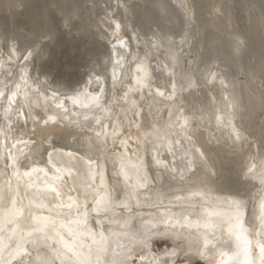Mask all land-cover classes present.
<instances>
[{"label":"bare ground","instance_id":"6f19581e","mask_svg":"<svg viewBox=\"0 0 264 264\" xmlns=\"http://www.w3.org/2000/svg\"><path fill=\"white\" fill-rule=\"evenodd\" d=\"M33 1L0 0V104L7 97L5 91H15L13 86L22 75L29 102L27 126L37 130L36 143H27L22 114L11 113L15 137L26 140L37 160L43 156L45 140L55 139L57 149L70 151L66 156L56 152L54 159L77 169L75 182L84 193V173L91 174L90 165L95 167L89 165V150L102 146L81 129L76 131L74 123L64 121L58 109L63 101L55 96L68 100L63 109L68 115L72 111L78 121L95 110L78 100L84 90L104 100L107 107L111 101L107 79L123 58V50L135 48L136 66L121 88L125 99L111 114L112 131H123L124 139L127 134L135 145L131 162L121 167L126 177L142 176L139 162L144 151L151 169L157 157L167 160L163 156L173 141L182 140L196 166L191 170L179 156L177 166L155 173L158 185L149 194L181 195L183 203L192 193L208 199L200 209L147 211L138 215L134 225L120 217L105 233L99 228L95 235L85 234L77 215L66 211L51 230L62 264L240 260L224 223L235 220L238 207L256 195L248 174L264 157V0ZM38 2L43 7L38 9ZM152 65L169 74L171 97L165 93L166 86L156 81L159 76L151 77ZM174 95L177 99L170 103ZM5 127L0 125V138ZM69 138L85 142L86 152L77 161L72 153L81 152L68 146ZM114 163L109 165L115 174ZM102 181L98 188L103 193ZM109 183L118 189L115 180ZM100 189L91 194L95 197ZM23 199L18 191L0 189V247L18 241L19 233L32 227L34 217ZM67 200L75 201L66 195ZM91 234L105 246L97 253L87 246ZM153 241L166 244L154 250ZM135 245L141 250L135 252ZM178 257L186 260L176 263ZM31 264L48 261L40 252Z\"/></svg>","mask_w":264,"mask_h":264},{"label":"water","instance_id":"95a60500","mask_svg":"<svg viewBox=\"0 0 264 264\" xmlns=\"http://www.w3.org/2000/svg\"><path fill=\"white\" fill-rule=\"evenodd\" d=\"M70 10V13H73ZM11 22V21H10ZM10 25L12 24L9 23ZM14 25V24H13ZM52 41L46 44L51 45ZM154 43V42H153ZM154 55L155 46H152ZM133 51L136 49L123 50L124 56L119 63L116 64V69L113 71L112 76L107 79L108 94H110L111 101L103 105V101L91 95L89 91H82L78 95V100L87 102L95 106L92 115L83 120H74L77 116L71 111L63 109V102H68L67 99L62 100L60 96H55V100L63 101L60 113L63 114L65 122L74 123V129L78 132L84 131L91 135L92 139L101 144V148L97 147L90 149L89 165L94 163V169L90 165V173L85 171V179L87 182L85 192L81 191V187L75 182L77 169L68 167V165L59 164L54 159L57 152L60 156H66L67 150L57 149L59 143L54 139L52 143L44 141V153L41 159L37 160L33 154L32 147H26V140H20V137H15V131L12 133L14 123L9 121L11 113L19 112L22 114L24 122L23 127L28 131V142L36 143L37 130L34 127L27 126V113H28V98L26 96V89L23 86L26 80L19 74L17 83L13 86V93L9 90L5 91V101L0 104V125L4 123L5 129L2 131L0 138V189L3 193L9 190L14 192L18 191L24 198L23 201L28 203V207L34 217L32 227L30 226L27 231L19 233L18 241H10L0 247V264H31L36 255L40 252L44 253L48 264H62V259L58 253L57 243L51 233L52 228L56 225L57 221L61 219L66 211L74 212L85 230L87 232L96 233L100 230L105 231L110 225L118 218L121 220H132V225L139 214L147 211L159 209H200L201 205H206L207 198L201 197L197 194H189L186 203H183L184 196L181 195H166L152 197L149 194L158 185L159 177L155 173L164 174L166 169L177 166L178 157L181 156L184 165L191 170L196 166V159L190 150H184V143L182 140L173 141L164 153L163 157L167 160H162V157H157L155 162L152 161V167H149L148 156L144 151L143 160L139 162L144 174L136 175L133 178L126 177L121 165L130 163L134 155V142L129 139L127 134L125 139L123 131H112L113 121L112 112L123 104V93L121 88L124 85L123 81L129 71L134 70L136 60L134 59ZM164 68H157L152 65L151 77L156 80L155 76H159L156 81L161 85L166 86L165 93L171 95V84L169 74ZM170 83V85H169ZM218 88L219 85H216ZM15 88V89H14ZM47 94H54L48 91ZM171 97V96H170ZM177 96L174 95L170 103H175ZM142 114L139 116V126L142 122ZM82 123V124H79ZM83 129V130H82ZM9 131V133H7ZM10 135V137H9ZM178 142V143H177ZM108 145V147H106ZM77 147V153L74 152L75 161L83 157L85 150V142L80 139L69 138V145ZM66 146V147H68ZM110 146V147H109ZM180 157V158H181ZM110 158V159H109ZM160 158V159H159ZM264 158V157H263ZM259 165H254L256 168L253 174L249 172V182L252 187L256 189V195L251 196L250 200L245 204L238 207L239 214L235 215V220L231 219L225 221L224 227L227 229L228 237L231 245L240 254L241 259L238 261H230L221 263L220 261L215 264H263L264 259V159ZM114 161L113 164L116 173L112 172L109 162ZM77 163V162H76ZM111 164V163H110ZM112 165V164H111ZM152 170V171H151ZM104 179L103 193L99 186L101 179ZM115 180L118 189L111 187L109 182ZM100 189V193L95 197L96 190ZM66 195L70 200H65ZM142 195H146L145 199H141ZM226 209V207H225ZM232 212V210H228ZM235 211V210H233ZM238 211V210H237ZM41 224V227L39 225ZM93 234L88 236L87 246L90 250L97 253L103 249L102 242L95 238ZM166 244L164 241H153L154 250L163 248ZM107 248V246H106ZM108 249V248H107ZM135 252L141 250L140 246L133 247ZM186 258L181 259L178 257L176 263L185 261ZM96 260L92 262L95 264ZM97 264V263H96ZM195 264V263H193Z\"/></svg>","mask_w":264,"mask_h":264},{"label":"rangeland","instance_id":"374dc122","mask_svg":"<svg viewBox=\"0 0 264 264\" xmlns=\"http://www.w3.org/2000/svg\"><path fill=\"white\" fill-rule=\"evenodd\" d=\"M28 1H30V0H28ZM38 0H36V2H37ZM45 1V0H44ZM43 1V2H44ZM33 2H35V0L33 1ZM35 2V3H36ZM43 2H41L42 4H40L39 2L35 5L36 7H38V9L40 8V7H43V6H41V5H43L44 3ZM39 4V5H38ZM40 6V7H39ZM45 6V5H44Z\"/></svg>","mask_w":264,"mask_h":264}]
</instances>
